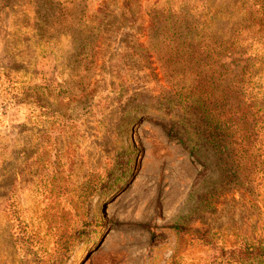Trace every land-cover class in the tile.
<instances>
[{
    "label": "rangeland",
    "instance_id": "rangeland-1",
    "mask_svg": "<svg viewBox=\"0 0 264 264\" xmlns=\"http://www.w3.org/2000/svg\"><path fill=\"white\" fill-rule=\"evenodd\" d=\"M240 68L263 127L218 146L203 114L235 112ZM185 111L195 152L167 129ZM252 237L264 0H0V264H239Z\"/></svg>",
    "mask_w": 264,
    "mask_h": 264
},
{
    "label": "trees",
    "instance_id": "trees-1",
    "mask_svg": "<svg viewBox=\"0 0 264 264\" xmlns=\"http://www.w3.org/2000/svg\"><path fill=\"white\" fill-rule=\"evenodd\" d=\"M98 10L100 12L101 10H103V8L99 7ZM99 12L94 15L98 16ZM178 14L180 13H177V15ZM168 18L173 24V26H177V24L173 22L170 16H168ZM90 21H91L90 23L92 24L90 28L95 29L94 20L90 19ZM175 31H180V30H175ZM233 75H234V79L232 80L236 88L234 96L237 100L236 101L237 105H235L234 103L235 105L234 113H237L238 116L235 117L234 113H230L229 111H225L223 113L215 112V114H211L207 111L206 113L203 114L205 115V118L207 119L206 122L209 123V126L212 125V122L214 123V128L216 133L214 132L213 134L214 137L216 138L218 146L224 145V141L226 137H228L226 131V124H228L229 119L235 120V118L236 119L238 118L242 126L246 125L248 121L251 120L254 129H259L263 127V123H260L262 122V116L254 115L253 117H251V111H250L251 106L250 105L248 106L247 103L248 100H244L245 98L241 95V92H243L244 89L243 87L245 84L244 71L241 68L239 70L235 69ZM171 118L172 121L171 123H169L167 128L168 133L175 136L179 135V139L182 142L184 143L188 142V144L191 146L189 150L191 152H195V149L199 141V131H198L199 129L195 126L196 124L192 120L191 114L187 115V111H185L182 114L172 113ZM224 123L225 125L222 126ZM215 125L217 126L215 127ZM250 135H252V133H250ZM258 136H256V134L254 133V137L251 140H249V143L250 144L253 143V141H255L258 138ZM230 255L234 259V261L239 264H264V241L260 239H255L254 237H252L250 240H244V242L241 245L232 248Z\"/></svg>",
    "mask_w": 264,
    "mask_h": 264
}]
</instances>
